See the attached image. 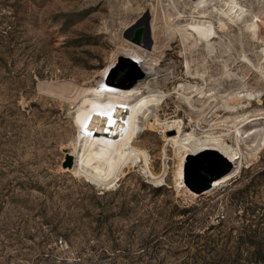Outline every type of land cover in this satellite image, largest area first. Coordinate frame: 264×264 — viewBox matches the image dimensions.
Wrapping results in <instances>:
<instances>
[{"label":"rangeland","instance_id":"rangeland-1","mask_svg":"<svg viewBox=\"0 0 264 264\" xmlns=\"http://www.w3.org/2000/svg\"><path fill=\"white\" fill-rule=\"evenodd\" d=\"M175 1L179 25L200 18L192 8L198 0ZM248 1L251 30L243 19L223 18L227 27H220L223 0L209 8L216 30L211 54L204 41L193 44L196 35L186 43L177 35L166 48L162 35L154 54L151 23L156 10L158 25L176 13L173 0H0V264H264V147L214 193L199 187L222 176L226 163L203 152L211 159L207 168L193 172L190 183L184 179L178 191L177 161L170 145L164 156L163 129H145L137 144L149 149L157 174L167 168L164 182L156 183L138 163L115 187L100 189L63 168L78 132L68 115L72 104L57 90L99 88L113 76L121 84L144 79L148 65L127 57V44L150 59L159 56L163 66H181L175 74L159 73L156 81L176 80L167 85L159 113L166 121L183 119L186 132L202 105L194 93L192 108L178 82L188 61L207 66L211 83L222 81L231 67L232 80L219 88L257 91L238 109L264 111V0ZM140 19L147 23L148 47L134 40L138 28L130 31ZM259 123L263 130L264 120Z\"/></svg>","mask_w":264,"mask_h":264},{"label":"bare ground","instance_id":"bare-ground-1","mask_svg":"<svg viewBox=\"0 0 264 264\" xmlns=\"http://www.w3.org/2000/svg\"><path fill=\"white\" fill-rule=\"evenodd\" d=\"M218 1H194L192 8L195 13L201 16L192 19L186 25H179L178 16L181 11L177 9L178 5L175 0H173L172 6L176 9V13L168 12L164 22L160 21L161 25H158L156 20L162 16L159 15V10H156L151 23V33L155 40L152 52L155 54L159 48L171 46L177 35H180L185 43L191 36L195 37L196 35L197 38L195 37L193 44L204 41L207 52L211 54L213 52L212 40L216 30L213 21L207 19L206 14H208L209 8L215 6ZM247 1L223 0L218 17L220 27H227V23L223 19L227 18L233 22L243 19L248 29L254 28V22L245 19V13L248 11L245 3ZM173 15L174 18L171 20ZM135 28L141 32L139 43L148 47L150 39L147 34L149 30L146 20L137 21L130 31H134ZM130 31L129 36L131 37L133 34ZM255 34L256 31H253L254 36ZM161 36L164 37V41L160 47L156 44V39ZM123 51L127 57L136 61L143 59L142 63L148 65L145 68L144 79H139L131 84L116 85L102 79L99 88L88 86L74 88L70 85L57 87L60 96L68 99L72 104L68 115L74 121L78 132L77 136L69 143L71 150L69 155L73 158L72 165L63 167L64 169L78 178H84L100 189H110L115 187L125 176V169H132L140 163L144 174L151 177L156 183L162 184L167 168L164 166L162 174H157L149 149L137 144L136 141L143 130H154L155 128L163 129L167 143L163 149L164 156L168 155V145L174 151L177 161L174 176L178 191L184 189L187 156L207 153V150L210 149L218 151L232 163V168L229 171L210 181L206 193L216 192L230 180L238 177L244 163L256 160L259 152L264 149V129L258 127L261 124L259 121L264 120V111L251 114L249 111L238 109V105L245 103L244 99L254 98L257 91L240 90L239 86L235 89H232V86H223V90L219 88L221 82L224 84L223 82L228 83L229 80H232L231 67L224 69L225 78L222 81L211 83L209 82L210 77H205L208 72L207 66L191 64L192 62L189 61L186 63V76L178 80L180 88L188 92L185 97L192 108H196L193 103V98L196 96L193 95L194 93L199 95L197 97L202 101L199 112H196L191 119L194 124L191 131L186 132L183 119L166 121L167 118L162 119L159 113L167 97L165 91L167 85L176 82V80L167 77L162 84L156 81L159 73L170 71L175 74L181 66L178 64L163 66L159 56L150 59L143 50L131 45L126 44ZM117 55L113 56L112 65L116 63ZM244 58L250 61L247 55H244ZM109 69L110 67L104 73L107 74ZM261 70H264V67L261 66ZM45 90L53 94L57 93L53 86H48ZM67 93L72 94L67 96ZM230 94L235 96L227 99V95ZM223 99L226 100L223 101ZM261 99L259 98L258 101L261 102ZM249 103L252 104L253 101H249ZM102 112L107 114L102 115ZM222 113L223 115H221ZM165 131L173 133L165 134Z\"/></svg>","mask_w":264,"mask_h":264},{"label":"water","instance_id":"water-1","mask_svg":"<svg viewBox=\"0 0 264 264\" xmlns=\"http://www.w3.org/2000/svg\"><path fill=\"white\" fill-rule=\"evenodd\" d=\"M140 37H141V32H138L136 34V42L137 43L140 42ZM120 60L124 61V60H128V59L124 58V57H121ZM121 68H122L121 66L117 67L114 70V74L116 75ZM108 82L112 83V84H115V85L116 84H121V83H118V82L115 81V77L114 76L112 78H109ZM207 153L214 154V155L218 156L219 158H221L222 160L225 161L226 170L224 172H227V171H229L231 169V167H232L231 162H229L225 157H223L218 151H216V150H207ZM189 160H190V162H187L186 167H185V178H186V182L187 183L191 182L190 180L192 178L193 172L199 171L202 168H207L206 164H208L209 160H211V159H209L208 157H205L204 154H197V155L190 156ZM72 161H73L72 156L68 155L66 157V161L64 162V167L71 166L72 165ZM210 181H211V177H208L207 180L205 181V183L201 187H199V190L202 191V190L207 189L209 187Z\"/></svg>","mask_w":264,"mask_h":264},{"label":"trees","instance_id":"trees-1","mask_svg":"<svg viewBox=\"0 0 264 264\" xmlns=\"http://www.w3.org/2000/svg\"><path fill=\"white\" fill-rule=\"evenodd\" d=\"M189 213V209H183L182 214H188ZM212 227H210L209 229H211ZM199 236V234L197 235Z\"/></svg>","mask_w":264,"mask_h":264},{"label":"snow or ice","instance_id":"snow-or-ice-1","mask_svg":"<svg viewBox=\"0 0 264 264\" xmlns=\"http://www.w3.org/2000/svg\"><path fill=\"white\" fill-rule=\"evenodd\" d=\"M101 114H102V115H106L107 113H106V112H102Z\"/></svg>","mask_w":264,"mask_h":264}]
</instances>
